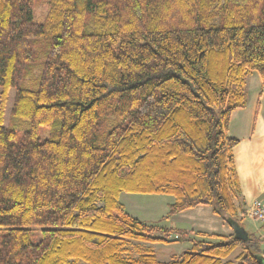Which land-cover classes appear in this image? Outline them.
<instances>
[{
    "label": "trees",
    "instance_id": "1",
    "mask_svg": "<svg viewBox=\"0 0 264 264\" xmlns=\"http://www.w3.org/2000/svg\"><path fill=\"white\" fill-rule=\"evenodd\" d=\"M252 72L264 0H0V264H258L234 234L161 261L151 244L178 231L119 200L167 194L163 218L206 204L243 226L227 131Z\"/></svg>",
    "mask_w": 264,
    "mask_h": 264
},
{
    "label": "crops",
    "instance_id": "2",
    "mask_svg": "<svg viewBox=\"0 0 264 264\" xmlns=\"http://www.w3.org/2000/svg\"><path fill=\"white\" fill-rule=\"evenodd\" d=\"M246 89V104L232 112L227 131L230 137L238 140L232 154L239 194L233 201L239 216L242 217L248 238L258 243L264 256V231L257 220L246 216V209L254 199L264 200V82L257 72L249 75ZM171 202L167 203V211ZM167 211L152 220L178 231L172 233V237L179 238L167 243L151 244L156 252L158 247L164 248L165 259L161 261H167L171 254L188 248L190 246L188 238L216 241L218 238L233 234L232 227L215 214L210 205L197 204L163 218ZM232 264L239 263L235 261Z\"/></svg>",
    "mask_w": 264,
    "mask_h": 264
},
{
    "label": "rangeland",
    "instance_id": "3",
    "mask_svg": "<svg viewBox=\"0 0 264 264\" xmlns=\"http://www.w3.org/2000/svg\"><path fill=\"white\" fill-rule=\"evenodd\" d=\"M1 90V89H0ZM14 88H11L8 92V97L5 102L4 110V124L9 123V116L11 112V107L13 104ZM26 126L25 121H20L15 127L23 129ZM48 135V130L45 128H40L38 132V137L40 139L46 138ZM119 200L123 204L125 211H127L133 217L141 219L148 223H155L152 219L161 215L167 211V203L173 200V196L167 194H146V193H130V192H120ZM33 242L39 239V229L33 231ZM164 248L158 247L157 255L159 260L165 259L163 254ZM240 252V248H236L231 254L230 259L236 260V256ZM238 262V261H236Z\"/></svg>",
    "mask_w": 264,
    "mask_h": 264
},
{
    "label": "built area",
    "instance_id": "4",
    "mask_svg": "<svg viewBox=\"0 0 264 264\" xmlns=\"http://www.w3.org/2000/svg\"><path fill=\"white\" fill-rule=\"evenodd\" d=\"M246 216L257 220L264 231V200L254 199L246 209Z\"/></svg>",
    "mask_w": 264,
    "mask_h": 264
},
{
    "label": "water",
    "instance_id": "5",
    "mask_svg": "<svg viewBox=\"0 0 264 264\" xmlns=\"http://www.w3.org/2000/svg\"><path fill=\"white\" fill-rule=\"evenodd\" d=\"M231 227L233 229L234 237L239 240H247L248 234L247 231L243 226H240L238 223L233 222L231 223ZM179 237H170V241H174L175 239H178ZM254 257L257 259L258 264H264V256L262 254L254 253Z\"/></svg>",
    "mask_w": 264,
    "mask_h": 264
}]
</instances>
